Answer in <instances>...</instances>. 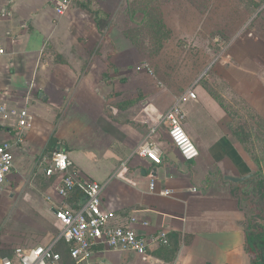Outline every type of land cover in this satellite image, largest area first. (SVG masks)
I'll list each match as a JSON object with an SVG mask.
<instances>
[{
	"label": "crops",
	"instance_id": "crops-1",
	"mask_svg": "<svg viewBox=\"0 0 264 264\" xmlns=\"http://www.w3.org/2000/svg\"><path fill=\"white\" fill-rule=\"evenodd\" d=\"M61 1L0 0V103L27 107L32 117L0 194V219L22 221V213L13 211L22 194L45 224L27 234L17 224L1 231L0 260L11 258L16 247L39 245L54 246L63 264H76L59 238L55 212L64 202L83 205L84 193L78 189L63 201L54 190L60 177L49 179L39 163L42 155L63 150L82 177L103 186V209L114 211L115 223H149L133 226L149 240L145 257L101 243L89 264H253L251 223L237 196L247 180L228 177L257 175L253 158L264 176L261 141L248 147L250 129L264 127V0H249L251 17L237 35L191 74L154 68L142 56L130 31L140 25L130 18L127 26L123 18L141 9L131 11L134 0H74L59 14ZM173 1L178 40L199 45V13L195 9L198 19L192 20L185 0ZM227 16L215 30L232 31L235 22ZM143 64L154 75L138 70ZM176 104L199 150L193 161H185L169 138L165 116ZM16 132L15 119L0 125V143ZM148 139L160 144L162 164L139 155ZM167 190L171 195H163ZM162 234L166 243L157 239Z\"/></svg>",
	"mask_w": 264,
	"mask_h": 264
},
{
	"label": "built area",
	"instance_id": "built-area-1",
	"mask_svg": "<svg viewBox=\"0 0 264 264\" xmlns=\"http://www.w3.org/2000/svg\"><path fill=\"white\" fill-rule=\"evenodd\" d=\"M74 0H62L57 12L65 14ZM1 50L0 54L4 55ZM145 70L154 75V70L149 64H143L138 70ZM191 99H196L194 92H189ZM185 114L179 104L174 105L166 114L169 138L185 161L198 159L199 150L183 127ZM12 119L16 120L17 132L10 141L0 143V194L5 192L7 177L14 168L16 150L23 146L27 139L28 131L32 127V117L27 107L18 109L0 103V125L7 124ZM138 153L156 165L162 164V149L155 139L144 141L138 148ZM46 177L49 179L60 177L54 190L59 198L66 201L78 189L84 193V204L70 207L65 202L56 210L55 216L59 226L60 239L66 243L69 255L76 264H89L93 259L94 248L105 244L113 250H123L145 257L149 248V240L139 234L134 225L140 224L147 227L148 222H141L132 218L126 225L115 223L116 214L111 210L103 209V186L96 181L84 178L74 169V164L68 154L63 150H56L40 158ZM155 189V183H151ZM171 195V191L163 192ZM47 200L53 202L48 196ZM161 242L166 243V235L162 234ZM14 258L1 259L0 264H63V257L55 251L54 246L43 247L39 245L16 247Z\"/></svg>",
	"mask_w": 264,
	"mask_h": 264
},
{
	"label": "rangeland",
	"instance_id": "rangeland-1",
	"mask_svg": "<svg viewBox=\"0 0 264 264\" xmlns=\"http://www.w3.org/2000/svg\"><path fill=\"white\" fill-rule=\"evenodd\" d=\"M173 2L175 1H132L131 11L133 12V10L141 8V11L146 12V16H141L142 12L138 16L136 13L135 19L142 20L145 17V21L141 26H137L134 30L132 28L130 31L135 36V42L142 56L150 59L154 68L158 67L164 71V68L169 66L172 70H185L190 74L198 68L207 66L206 59H215L223 52L224 45L231 40L230 37L237 35V28L239 25L244 24L246 19L251 17L250 15L253 10L249 0H185L184 12L187 8L190 9V11H186L190 14L188 16L190 19L196 20L195 18L198 19V17H195V9L197 10L200 15L199 19H201V30L196 33L200 40L199 45L194 46L190 42L183 45L177 38V19L174 13L175 10L173 9ZM192 8L194 9V14ZM226 16L228 19H231L232 23L233 21L235 22L231 26L232 31L223 33L215 30L214 27L218 26V23L223 18H226ZM211 17L213 20H210ZM123 18L126 22L131 17L125 13ZM126 25L128 26V22H126ZM209 51H211V56L207 54ZM198 61L200 63H197ZM210 71L213 72V70ZM161 73L165 72L161 71ZM186 82L177 81L176 83L173 81L172 83L178 86L180 83ZM257 131H259L258 133H262V135L258 136ZM249 133L252 136L250 138L251 143L248 146L249 150L250 148L255 149L257 140L261 141L260 145L258 144V148L264 147V127L257 130L251 128ZM248 153L249 156H254L251 152ZM262 162L264 163V160ZM249 163L253 169L252 171L257 172V175L255 174L245 182L246 186L243 185L244 188L238 190L237 196L246 209L251 225L264 227V176L262 165L261 161H255L254 158L250 159ZM16 205L13 211H17L16 213L18 214L19 212L22 213V221L17 222L14 217H3L0 219V232L7 227L12 230L17 224L27 234L45 225L36 214L34 208H32V205L24 200L22 194L19 204ZM17 230L19 232V229Z\"/></svg>",
	"mask_w": 264,
	"mask_h": 264
},
{
	"label": "trees",
	"instance_id": "trees-1",
	"mask_svg": "<svg viewBox=\"0 0 264 264\" xmlns=\"http://www.w3.org/2000/svg\"><path fill=\"white\" fill-rule=\"evenodd\" d=\"M142 12V13H141ZM136 13H141V16H146L145 11L137 10L135 14L130 15L131 20L138 25L144 23L145 17L142 20L135 19ZM250 228V226H249ZM248 251L253 257V264H264V227L251 225L248 233ZM14 258V255L11 257Z\"/></svg>",
	"mask_w": 264,
	"mask_h": 264
},
{
	"label": "water",
	"instance_id": "water-1",
	"mask_svg": "<svg viewBox=\"0 0 264 264\" xmlns=\"http://www.w3.org/2000/svg\"><path fill=\"white\" fill-rule=\"evenodd\" d=\"M252 177H253V175L252 174H249V175L244 176L242 178L228 177V180H230L231 182H234V183H242V182H244V181H246V180H248V179H250ZM84 201H85V199H84Z\"/></svg>",
	"mask_w": 264,
	"mask_h": 264
}]
</instances>
